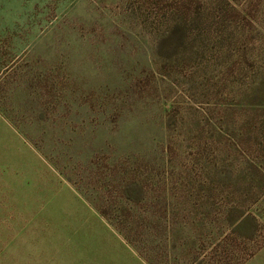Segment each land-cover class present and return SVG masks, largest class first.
Wrapping results in <instances>:
<instances>
[{"label":"rangeland","instance_id":"obj_1","mask_svg":"<svg viewBox=\"0 0 264 264\" xmlns=\"http://www.w3.org/2000/svg\"><path fill=\"white\" fill-rule=\"evenodd\" d=\"M236 230L264 264V0H0V264H200Z\"/></svg>","mask_w":264,"mask_h":264},{"label":"trees","instance_id":"obj_2","mask_svg":"<svg viewBox=\"0 0 264 264\" xmlns=\"http://www.w3.org/2000/svg\"><path fill=\"white\" fill-rule=\"evenodd\" d=\"M175 39V36L172 35L171 36V41H173ZM123 194V192H122ZM105 213V212H103ZM248 221V219H247ZM245 222H246V218H245ZM135 222L134 221H128V222H121L119 229L127 236V238H129V241L131 239V241L133 243H136L133 240V236H131L133 233L129 230L130 226L133 225ZM244 225V223H243ZM242 225V226H243ZM235 234V238L231 240L230 235H228L227 237H225V241H223L221 244V252L219 253V256H215L212 259L206 260V259H201L199 261L200 264H232L234 259L238 257V253L240 252L239 249H243L245 248L246 242L247 240H249V238H247V236H242L240 237L239 235H241L238 230L234 231ZM135 235L137 236V234L135 233ZM140 248V247H139ZM163 248V246H162ZM142 250V249H141ZM167 249L166 252L167 253ZM144 252V251H143ZM145 253V257L146 259L151 263V264H155L154 261H157V264H161V259L163 257H161V259H156L154 260L153 256L150 255V252L147 250ZM166 258L169 259L166 255ZM196 260H198V258H196Z\"/></svg>","mask_w":264,"mask_h":264}]
</instances>
